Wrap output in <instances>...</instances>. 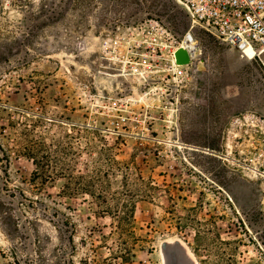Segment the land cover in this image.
<instances>
[{
	"label": "rangeland",
	"instance_id": "rangeland-1",
	"mask_svg": "<svg viewBox=\"0 0 264 264\" xmlns=\"http://www.w3.org/2000/svg\"><path fill=\"white\" fill-rule=\"evenodd\" d=\"M188 29L176 0H0V264H264V68L195 28L175 76ZM74 170L140 192L129 260Z\"/></svg>",
	"mask_w": 264,
	"mask_h": 264
},
{
	"label": "built area",
	"instance_id": "built-area-1",
	"mask_svg": "<svg viewBox=\"0 0 264 264\" xmlns=\"http://www.w3.org/2000/svg\"><path fill=\"white\" fill-rule=\"evenodd\" d=\"M182 5L189 29L178 42L187 50L190 62L177 64L173 72L177 77L188 76L190 65L200 55L193 29H201L223 43L237 48L242 56L244 48L254 49L264 68V0H176ZM173 58L175 55L173 54Z\"/></svg>",
	"mask_w": 264,
	"mask_h": 264
},
{
	"label": "trees",
	"instance_id": "trees-1",
	"mask_svg": "<svg viewBox=\"0 0 264 264\" xmlns=\"http://www.w3.org/2000/svg\"><path fill=\"white\" fill-rule=\"evenodd\" d=\"M31 157L35 162V165L38 167L37 172L34 173V176L37 178L47 179L49 176H45L46 169L44 168L46 165V161L48 160V151L40 154L38 150L30 149ZM37 151V152H36ZM36 153V154H34ZM112 172L114 171H126L127 166L122 165L121 163L113 160L112 165H110ZM101 171H92V172H79L74 170L70 172L67 176V183L64 188L67 190L69 195H78L79 193L88 194L92 197V199L96 200L97 203V213L108 214L115 222V228L111 231V235H116L119 242L118 253L121 255L123 260L127 261L133 255L131 249L129 248L126 237H131V239H135L133 231L131 230V225L133 222V214L135 209V198L140 195L138 190H134L130 186V182L128 181L127 174H124L123 185L121 189L109 192L105 189L103 178H108V172ZM46 177V178H45ZM99 186V190H95V187ZM92 190H88V189ZM101 189V190H100ZM12 217V215L10 216ZM19 230L18 225L14 228V231ZM4 231L7 235H13V232H10L4 228ZM14 239V238H13ZM124 245V246H122ZM13 257L16 256V251L12 249ZM39 257L42 259L41 264H45L43 260V256ZM59 264V263H57Z\"/></svg>",
	"mask_w": 264,
	"mask_h": 264
},
{
	"label": "water",
	"instance_id": "water-1",
	"mask_svg": "<svg viewBox=\"0 0 264 264\" xmlns=\"http://www.w3.org/2000/svg\"><path fill=\"white\" fill-rule=\"evenodd\" d=\"M175 55V62L177 64H188L190 62V57L189 54L187 52V50L183 47H179L177 50H175L174 52ZM163 247H165L166 245L163 244Z\"/></svg>",
	"mask_w": 264,
	"mask_h": 264
},
{
	"label": "bare ground",
	"instance_id": "bare-ground-1",
	"mask_svg": "<svg viewBox=\"0 0 264 264\" xmlns=\"http://www.w3.org/2000/svg\"><path fill=\"white\" fill-rule=\"evenodd\" d=\"M246 49H247V50H252V51H253V52H252V56H250V55L247 54ZM242 52H243V56H246V57L249 58V59L254 58L253 56L255 55V52H254V49H253V48L247 46V47L244 48V51H242ZM172 62H173V65H176L175 58H173V61H172ZM179 245H180V247L182 246L180 242H179ZM181 248H182V247H181Z\"/></svg>",
	"mask_w": 264,
	"mask_h": 264
}]
</instances>
